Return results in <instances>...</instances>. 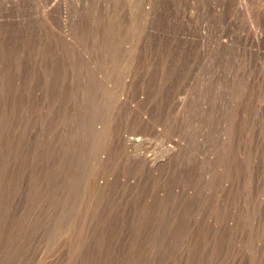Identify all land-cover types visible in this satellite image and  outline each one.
Here are the masks:
<instances>
[{
    "label": "rangeland",
    "instance_id": "1",
    "mask_svg": "<svg viewBox=\"0 0 264 264\" xmlns=\"http://www.w3.org/2000/svg\"><path fill=\"white\" fill-rule=\"evenodd\" d=\"M0 264H264V0H0Z\"/></svg>",
    "mask_w": 264,
    "mask_h": 264
},
{
    "label": "bare ground",
    "instance_id": "2",
    "mask_svg": "<svg viewBox=\"0 0 264 264\" xmlns=\"http://www.w3.org/2000/svg\"><path fill=\"white\" fill-rule=\"evenodd\" d=\"M133 137H134V136H133ZM134 138H135V137H134ZM132 139H133V138H132ZM132 139H131V140H132ZM139 139H140V138H139ZM128 140H130V139H128ZM141 140H142V138H141ZM138 145H139V144H138ZM135 149H136V148H135ZM168 149H169V148H168ZM138 150H139V149H138ZM139 152H140V151H139ZM139 154H140V153H139ZM145 158H146V157H145ZM150 159H151V158H150Z\"/></svg>",
    "mask_w": 264,
    "mask_h": 264
}]
</instances>
